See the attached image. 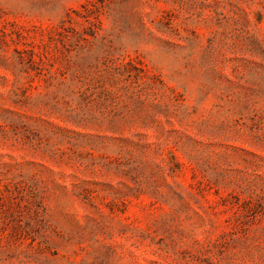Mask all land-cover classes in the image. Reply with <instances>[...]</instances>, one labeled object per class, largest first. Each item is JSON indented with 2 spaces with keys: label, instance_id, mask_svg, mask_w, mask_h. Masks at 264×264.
I'll return each instance as SVG.
<instances>
[{
  "label": "rangeland",
  "instance_id": "rangeland-1",
  "mask_svg": "<svg viewBox=\"0 0 264 264\" xmlns=\"http://www.w3.org/2000/svg\"><path fill=\"white\" fill-rule=\"evenodd\" d=\"M0 264H264V0H0Z\"/></svg>",
  "mask_w": 264,
  "mask_h": 264
}]
</instances>
